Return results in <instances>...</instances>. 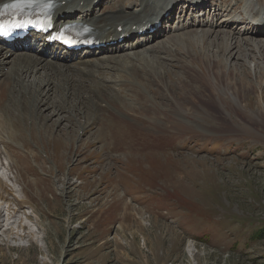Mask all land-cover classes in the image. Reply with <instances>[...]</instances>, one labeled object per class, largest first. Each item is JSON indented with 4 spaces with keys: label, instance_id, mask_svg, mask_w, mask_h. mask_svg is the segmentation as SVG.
I'll list each match as a JSON object with an SVG mask.
<instances>
[{
    "label": "rangeland",
    "instance_id": "374dc122",
    "mask_svg": "<svg viewBox=\"0 0 264 264\" xmlns=\"http://www.w3.org/2000/svg\"><path fill=\"white\" fill-rule=\"evenodd\" d=\"M227 10L232 14L227 18H235ZM232 22L214 29L223 34L236 29L251 42L242 40L241 57L225 58L220 67L225 74H218L212 57L222 37L204 29H194L200 31L193 32L191 44L182 31L180 39L164 36L136 50L141 57H159L151 59L161 68L159 78L138 67L139 56L104 55L95 59L108 60L95 65L108 64L127 75L126 90L111 97L102 89L84 88L92 90L84 103L64 112L62 127L70 124V129H53L54 136H47L29 126L25 146L10 143L16 167L0 155V176L7 184L0 208L12 205L11 221L17 223L9 235L3 232L9 220L2 218L0 264H264V51L257 44L264 35L244 21L240 29L232 28ZM191 27L202 23L193 21ZM171 45L179 47L166 48ZM202 48L203 55H197ZM7 66L11 74L12 65ZM104 96L117 102L107 101L114 111H104L99 103ZM122 119L123 140L106 134L107 145L119 143L110 152L97 135L103 126L105 133L117 134ZM76 125L88 127L83 137ZM74 167L97 181L77 191L82 181L72 172L68 191L57 190L55 182H64ZM91 168L95 171L89 174ZM17 170L27 184L12 179ZM22 219L25 228H19Z\"/></svg>",
    "mask_w": 264,
    "mask_h": 264
},
{
    "label": "bare ground",
    "instance_id": "6f19581e",
    "mask_svg": "<svg viewBox=\"0 0 264 264\" xmlns=\"http://www.w3.org/2000/svg\"><path fill=\"white\" fill-rule=\"evenodd\" d=\"M6 1H9V0H0V4L4 3ZM66 1H67V4L64 7H62V11H61L62 13H65L67 15H72V13L74 12L75 17H73V18H75L78 21L89 22L91 24V26L94 28V30H97L99 33L104 30V32H108L109 34H112L115 31V25L117 22H124L126 28H128L129 23H131L133 21H135V22L136 21H143L145 19V17L147 16V14H145L144 12L137 13L133 16V13L129 9H127L126 0H117V1H115V3H111L109 6H107L106 8H104L103 10H101L99 13H96V14H92V13L89 14V11L91 8L88 6L89 5L88 1H85V0H66ZM82 1H84V6H85L84 8L80 6V3ZM258 1H261L262 5H264V0H258ZM130 2H134V0H130ZM165 2H166V0L145 1L141 7V10H144L145 8H147L148 10H152V11H155L156 8H160L163 10V6H164L163 4H165ZM217 6H218V8L212 9V10H214V13H215L213 19H215V18L219 19L220 17L226 16V15H232V14L226 13V12H228V10L224 9L225 6L223 3L218 4ZM251 12L252 11H249V10L247 11V13H249V14H252ZM241 13H242V11L240 12L239 15H241ZM242 16H243V14H242ZM63 20H66V17H63ZM229 21L236 22L237 20H235V18L232 16H231V18H229V16H228V18H223V21L221 19V21L219 22L220 24H218V22L216 21V22H213L212 25L209 27L203 28V26H202V28H196L197 27L196 26L197 24H196L195 25L196 27H194V28L191 27L188 31H185L182 34L189 35V37L185 40V42L186 43L189 42V44H191L192 40L194 39L192 37V36H194L193 32L196 33L197 31H200V30H194V29H204V30H201V32L203 31L204 34H210V33L215 32V31L219 32V31H221V29L215 30L214 28L225 27ZM245 22L246 21H244L245 27L249 28L251 25L249 23H247V22L245 23ZM214 23H217V24L215 25ZM251 27H253V26H251ZM255 28H257V27H255ZM225 32H227V33L223 34V31L219 32L222 39L220 40V42H218L216 44L218 49L216 52H214L212 54L213 56L209 54V59L211 58V56L212 57L215 56V62L214 63H215V66L217 67L218 74L221 72L224 74L226 73L223 69L220 68L223 66V63H225V58L236 57V54H237V57H238V55L241 57V55L244 53L240 48L243 39H245L247 41V43L251 42L250 39L241 38L242 37L241 32L237 31L236 29H232L231 31L230 30L228 31V29H227ZM178 33L179 34H177V33L173 34V36H175V38L177 37L178 39H180L182 34L180 32H178ZM256 33L258 35H264V29L257 28ZM102 37H105V36L103 35ZM181 40H183V39H181ZM217 40H219V39H217ZM164 41H163V43H164ZM244 43H246V42H244ZM200 44H201V42H200ZM202 44H201V46H202ZM257 44L259 45V48L262 51H264V40L260 39L259 42H257ZM212 45H213V43H212ZM214 46H215V44H214ZM178 47H179L178 45L175 48L172 47V45L168 46V47L166 46V48H169L171 50L173 49L174 51H176V49ZM202 47L204 48V46H202ZM202 49H199V51L197 52V55H199V56L203 55L205 50L204 49L202 50ZM172 51H170V52H172ZM137 52L138 51H133V52H129L128 54L133 55L135 59H137V57L139 56V60H142V62H140V65H138V63H137L138 67L149 68L159 78V75L162 72L161 68L160 67L155 68V67H153V65L151 63V59L155 58V61L157 62V61H159V57L158 56L141 57L140 56L141 54L139 52L138 53ZM99 60H101V61L102 60H108V58L92 59L91 64L94 66L95 63L97 64L99 62ZM8 64L12 65V73L11 74H8L4 70ZM211 67H213V66H211ZM97 68H98V66L95 65V67L92 68L91 70H86V68H84V67H76V66H71L68 64L59 63V62H52L51 60L46 59L45 57H42V56L32 55V54L25 53V52L18 53V52L11 50L10 48H8L4 45H0V99H1L0 100V155H3L6 159L9 160L8 165L11 169L16 167V162H13V159H11L12 156H11V151H10L11 150V144L10 143H14L16 145L18 144L17 143L18 141H20L22 144L25 143L26 142L25 133H27L26 128H28L29 126H32V128L35 126H38L41 129L45 130L47 136L53 135V133H52L53 129H61V128L62 129H66V128L70 129V126H72L70 124L69 125L66 124L64 127H62V124H63L62 121L65 117L64 112L69 111L70 108H72V109L76 108V104L84 103V101L86 99L85 95H88L92 91V90H83L84 88L85 89L86 88L87 89H93V90H97V91H99L98 89H102L105 92H107V94L111 97H114L115 94L118 95V93H120L121 90L127 89L126 85L128 83L126 84V80H124V77L127 75H125L123 77L122 75L116 73L114 68L112 70H109V69H111V65H108V64H105L104 66L101 65L98 69ZM88 75H92L93 78L88 79ZM113 77H117V78L112 79ZM157 77H155V78L157 79ZM126 78H127V80H131L134 77L132 76L131 78L130 77H126ZM132 82H134V81H132ZM129 84H131L130 86H131L132 92H134L136 94L139 93V90H137L138 88H136V87L134 88L131 82H129ZM146 91H148V90H146ZM146 91H144V93ZM14 95H15V98H14ZM92 96L95 98L94 92H93ZM144 97L145 96H143V98ZM90 99L93 100L92 98H90ZM99 100H100V102H99L100 105H104V111H108V110L114 111V109L111 108L109 103L107 102L109 100L106 96H104V99H99ZM9 101H11L10 104H12L11 105L12 106L11 111H9L8 106H7ZM125 101L127 102L128 99ZM109 102H112L113 104L117 103L116 101L114 102L113 99ZM2 105H4V106H2ZM127 105H129V104L126 103L124 106H127ZM101 113H104V112H101ZM143 118H145V114L143 115ZM45 120L51 121L52 124H48V123L46 124V123L42 122ZM77 121H79V119H77ZM93 121H95V119ZM70 122H72V121H70ZM110 122H112V120H110ZM124 122H125L124 119H122V121L120 122L121 129H119V132L117 134L114 131H110L108 133H105L104 126L102 127V125H101L102 132L97 135V138L101 139L103 141L104 144L103 143L102 144L104 145V148L109 147L110 152L114 151V149H116L115 146H117L119 143H113V144L107 145L109 136H106V134H109L115 138L117 136H120L121 139L123 140L125 138L124 132L122 131V125ZM255 122H256V120H255ZM260 124L264 125V121H263V123L260 122ZM256 125H257V123H256ZM81 126L84 127V124H81ZM77 128H79V129H77ZM87 128H81L78 125L75 126L76 133H78L80 135L83 131H85V130L87 131ZM36 130H38V129L36 128ZM65 131H67V130H65ZM65 131L63 133L68 135L73 130L72 129L69 130L70 132L67 131L68 133H66ZM31 134H32V130H31ZM59 134H60V132H59ZM81 136L83 137V135H81ZM77 137L76 138L70 137L68 139L69 140H73V139L76 140V139H78ZM89 137H91V136L88 135L86 137L87 138L86 140L82 139L81 141L85 140L87 142ZM101 140H99V141H101ZM94 141H96V140H94ZM73 143H75V142H73ZM5 146H7L9 148L7 149V147H5ZM110 146H112V147H110ZM12 162H13V164H12ZM94 171L95 170L93 168H91L89 170V174L94 172ZM105 171H107V169L102 170L101 172H105ZM18 172H19V175L13 176L14 178L12 177V179L16 180L18 183L22 182V184H24V183L27 184L26 177L23 176L24 174L22 175L20 173V171H18ZM72 172L78 173L79 174L78 179L82 181L76 187L77 191L83 192L84 190L90 188L97 181V178H90V176L87 173V170H85L83 168L80 169L78 167H74V168L70 169V172L65 177L64 182H62L61 180H57L55 182L57 190H59L63 193L68 191V189H69L68 186L71 185V183L68 185V183L70 181L69 177L72 174ZM118 173H121V170H119V168L117 170V174ZM46 174H49V173H46ZM36 180L37 179H35V183H37ZM82 183H86V184L83 187H80V185ZM6 187H7L6 181H4V179L0 176V198H2L1 196L3 195V193L6 192V189H7ZM23 189H25V188H23ZM48 190L52 191V188H49ZM5 194H7V193H5ZM15 198L16 197H13L12 201H14ZM0 200H2V199H0ZM4 200L7 201L8 199L4 196ZM9 201H11V199L8 200L7 203H10ZM11 206L8 205V206H4V208H0V227L2 226L3 216H6L5 218L8 219L9 221L7 222L8 223L7 228L3 232L7 233L9 235L14 234V224L17 223L16 222L13 224L11 221V218H13L15 216V214L11 213V209H12ZM25 215H26V218H29L28 214H25ZM17 216H18V214H17ZM5 224H6V222H5ZM26 225L27 224H24L23 219H22L20 222L19 228L20 227L25 228ZM3 227L5 228L4 225H3ZM27 230L28 231H26L24 233V236H28L30 234L31 231H29V229H27ZM20 236H21V238H23L22 234Z\"/></svg>",
    "mask_w": 264,
    "mask_h": 264
},
{
    "label": "snow or ice",
    "instance_id": "6c2138e0",
    "mask_svg": "<svg viewBox=\"0 0 264 264\" xmlns=\"http://www.w3.org/2000/svg\"><path fill=\"white\" fill-rule=\"evenodd\" d=\"M20 26H22V25H20ZM0 31H3V26H0Z\"/></svg>",
    "mask_w": 264,
    "mask_h": 264
}]
</instances>
